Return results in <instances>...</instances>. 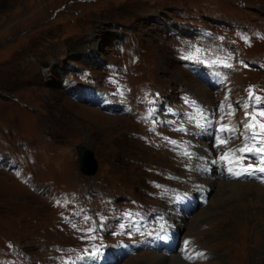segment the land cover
Instances as JSON below:
<instances>
[{
	"label": "rangeland",
	"instance_id": "rangeland-1",
	"mask_svg": "<svg viewBox=\"0 0 264 264\" xmlns=\"http://www.w3.org/2000/svg\"><path fill=\"white\" fill-rule=\"evenodd\" d=\"M211 54L247 69L184 66ZM248 82L264 88V0H0V264H264V188L203 173L212 133L184 136L176 122L164 137L134 118L137 103L148 105L135 96L157 89L172 104L191 92L216 108L203 126L216 117L228 153L239 142L231 114L246 97L251 106ZM254 105L264 110V100ZM78 144L94 152L93 175L79 170ZM191 159H201L198 173ZM160 178L169 194L152 198ZM236 184L239 195L226 197ZM105 196L157 206L147 234L178 225V202L192 210L170 249L152 234L99 252L90 215L105 210Z\"/></svg>",
	"mask_w": 264,
	"mask_h": 264
},
{
	"label": "snow or ice",
	"instance_id": "snow-or-ice-1",
	"mask_svg": "<svg viewBox=\"0 0 264 264\" xmlns=\"http://www.w3.org/2000/svg\"><path fill=\"white\" fill-rule=\"evenodd\" d=\"M253 98V93L251 90H249V99ZM260 97H255L256 101H260ZM245 108H247V105H245ZM246 118H250L249 122L244 123V128L246 131H250L252 134L251 136H245L244 139L246 141V143L244 144L243 147L239 148V149H234V150H230L228 153H226L224 156L221 157L222 160H228V162L230 164L232 163H236L239 164L241 167V172L237 173V175L243 174V173H248V174H254V172H261L264 173V123H261L260 121H258L256 119L257 115H259L260 117H264V110L257 112H252V113H245ZM229 130L226 127H222L221 131H226ZM257 138H260V144L261 146L259 148H256L254 145L253 146H249V143H247L248 141H256ZM170 143L175 144V141H170ZM221 144L226 143V141L221 140L220 141ZM236 153H253L256 155L260 156V160H259V165L258 167H254L253 165L249 164L247 166H244L243 164L240 163V161H242L245 157L243 156H236ZM185 155H188V153L186 152ZM229 171L231 172L232 169L229 168ZM85 220L89 219L88 217H84ZM73 227H75V225H73ZM89 233L95 231L94 228H89L87 230ZM185 247H187L188 244H190V241H185ZM200 257L204 256V253H198L197 254ZM188 259H192L193 257L189 256L187 257Z\"/></svg>",
	"mask_w": 264,
	"mask_h": 264
},
{
	"label": "water",
	"instance_id": "water-1",
	"mask_svg": "<svg viewBox=\"0 0 264 264\" xmlns=\"http://www.w3.org/2000/svg\"><path fill=\"white\" fill-rule=\"evenodd\" d=\"M75 148L79 170L85 175H93L98 166L93 150L83 144H78Z\"/></svg>",
	"mask_w": 264,
	"mask_h": 264
},
{
	"label": "bare ground",
	"instance_id": "bare-ground-1",
	"mask_svg": "<svg viewBox=\"0 0 264 264\" xmlns=\"http://www.w3.org/2000/svg\"><path fill=\"white\" fill-rule=\"evenodd\" d=\"M238 182V181H237ZM218 183V182H217ZM221 183V182H220ZM223 183H225V181L223 182ZM244 184V183H243ZM250 185V184H249ZM219 186V185H218ZM228 186H223V188H220L219 190H215L216 191V193L217 194H221L222 192H223V190L225 189V188H227ZM244 187V186H243ZM216 188V187H215ZM218 188V187H217ZM229 188H230V190H231V194L230 195H228V193H227V195L228 196H226V197H229V198H234V197H236V196H238L239 195V191H238V189L240 188L241 190H242V185H238V184H236V185H230L229 186ZM248 188V187H247ZM239 189V190H240ZM245 190V189H244ZM254 190V189H253ZM214 191V192H215ZM230 192V191H229ZM259 192V191H258ZM261 192V191H260ZM243 194H244V192H242ZM254 193H255V191H254ZM215 194V193H214ZM245 195V194H244ZM249 195H250V193H249ZM249 195H248V198H249ZM240 197V196H239ZM246 197V196H245ZM244 198V197H243ZM242 198V199H243ZM238 199V198H237ZM250 199V198H249ZM230 200V199H229ZM258 200V199H257ZM242 202V201H241ZM249 203V202H248ZM253 203H254V201H253ZM232 204V203H231ZM239 204V203H238ZM238 204H236V205H238ZM251 204V203H250ZM262 204V203H261ZM235 205V206H236ZM243 205V204H242ZM230 207V206H229ZM231 207H233V206H231ZM251 207H252V205H251ZM254 209V208H253ZM233 211V210H232ZM243 211V210H242ZM249 211V210H248ZM247 211V212H248ZM255 211V210H254ZM237 212V211H236ZM243 213V212H242ZM261 213V212H260ZM203 214V213H202ZM253 214V213H252ZM238 215V214H237ZM255 214H253V216H254ZM198 217H199V215H198ZM240 217V216H239ZM245 218H246V216H245ZM194 219V218H193ZM232 220H234V219H232ZM232 220H230V221H232ZM235 222V221H234ZM181 223V222H180ZM182 225V224H181ZM174 257V256H173ZM158 259V258H157ZM163 260V259H162ZM172 261V263L173 264H183L182 262H180V261H178V260H176V259H172L171 260Z\"/></svg>",
	"mask_w": 264,
	"mask_h": 264
}]
</instances>
